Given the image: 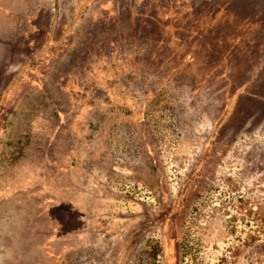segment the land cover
<instances>
[{"label":"rangeland","instance_id":"374dc122","mask_svg":"<svg viewBox=\"0 0 264 264\" xmlns=\"http://www.w3.org/2000/svg\"><path fill=\"white\" fill-rule=\"evenodd\" d=\"M263 61L264 0H0V264H264Z\"/></svg>","mask_w":264,"mask_h":264},{"label":"crops","instance_id":"0c3cea01","mask_svg":"<svg viewBox=\"0 0 264 264\" xmlns=\"http://www.w3.org/2000/svg\"><path fill=\"white\" fill-rule=\"evenodd\" d=\"M250 7H243L244 9H242V7H233V6H225L224 8L226 9L225 10V15L222 16V20L223 21H227V24L225 25L224 22L222 23V25L220 27H222V29L225 28H231L233 26H235V22L236 20L239 18H236L234 14H232V16L230 17V14L232 12H243V13H249V12H256V13H260V9H255V7H252L251 5H248ZM160 8H162V11L164 14L162 15H159L157 18H165L168 20H173L172 24H167V25H164V26H167V28L169 27H172L173 29H175V33L177 32H184L186 33L187 35L188 34H192L193 32L191 31L192 29H194V23H192L191 20H199L202 19L203 17H201L199 15V9H197L196 6H191L190 5H187V6H184V7H177V6H173V5H169L167 7V5H163L160 6ZM165 11L167 13H165ZM198 13V14H197ZM199 16V17H198ZM216 17L213 18V20H215ZM175 22H178V23H175ZM230 22V23H229ZM232 22H234L232 24ZM247 23H249V26L250 27H253V22L252 21H246ZM209 26V25H208ZM237 26H240V25H237ZM248 25L245 23L243 25V27H247ZM211 27V26H209ZM215 27V26H214ZM217 27V26H216ZM219 27V26H218ZM206 29V28H204ZM208 29V28H207ZM189 36V35H188ZM169 39H188V37L186 38H181V37H177L174 33L170 36Z\"/></svg>","mask_w":264,"mask_h":264},{"label":"trees","instance_id":"16d2710c","mask_svg":"<svg viewBox=\"0 0 264 264\" xmlns=\"http://www.w3.org/2000/svg\"><path fill=\"white\" fill-rule=\"evenodd\" d=\"M262 63H264V61L261 63L259 62L255 66H258ZM254 76L255 75H253L246 83H243L241 85H238V86H235L234 88H232L230 91L231 95H228V97L230 99L237 97V100H239V102H244V103L249 104V105H255L257 103H259V104L264 103V97H260L257 95L242 92V91H244V88L252 82V79L254 78ZM228 97L227 98L225 97V98L228 100ZM263 106H264V104H263ZM232 108H234V106H232ZM232 108H231V111L233 110ZM223 115H228V114L224 113ZM222 123H223V120H219L218 123L216 124L215 128L217 129V126L219 127V125H221Z\"/></svg>","mask_w":264,"mask_h":264}]
</instances>
